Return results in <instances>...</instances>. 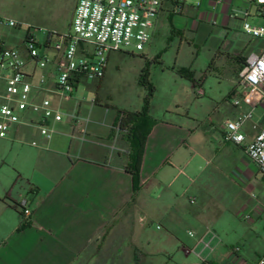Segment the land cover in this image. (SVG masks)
Listing matches in <instances>:
<instances>
[{
    "label": "crops",
    "instance_id": "1",
    "mask_svg": "<svg viewBox=\"0 0 264 264\" xmlns=\"http://www.w3.org/2000/svg\"><path fill=\"white\" fill-rule=\"evenodd\" d=\"M197 1L189 0L184 11L177 13L167 0L155 28L169 21L185 41L199 39L216 50L213 63L224 66L220 77L228 81L225 91L207 94L201 88L204 81L199 88L193 84L194 111L183 114L178 106L154 118L157 123L144 149L137 194L125 170L130 151L127 148L124 156L111 154L119 115L109 107L91 110L82 105L81 114L92 120L85 143L57 135L45 149H37L20 143L16 131L11 134L14 140L0 139V264H83L81 255L102 234L129 221L133 260L136 255L140 264H199L198 255L211 264H256L218 236L212 242L213 251H203L198 243L205 236L210 239L222 224L243 240L264 230V175L245 153L256 134L253 124L264 130V107L255 109L252 122L244 126L243 145L224 139L226 122L250 110L233 101L242 95L239 75L247 58L264 51V40L243 31L241 11L247 8L246 0H222L220 5L218 0H200L201 8H196ZM234 10L237 16L231 17ZM249 10V22L264 28V6L253 5ZM3 30L0 26V42L5 44ZM56 126L64 133L72 131L67 123ZM120 139L119 135L118 146ZM220 156L225 165L222 176L213 175L194 187ZM216 191L226 194L215 196ZM23 198L30 202L33 218L19 232L22 218L16 205ZM150 221L164 230L152 248L144 239ZM146 245L149 250L141 252Z\"/></svg>",
    "mask_w": 264,
    "mask_h": 264
},
{
    "label": "built area",
    "instance_id": "2",
    "mask_svg": "<svg viewBox=\"0 0 264 264\" xmlns=\"http://www.w3.org/2000/svg\"><path fill=\"white\" fill-rule=\"evenodd\" d=\"M166 1L79 0L71 32L66 34L36 29L0 16V26L7 29L27 27L22 48H8L0 42V139L14 140L11 134L16 131L20 143L37 149H45L57 135L88 142V126L92 120L80 110L83 104L91 110L96 106V96L86 98L88 87L105 78L111 54L145 50ZM171 1L177 13L183 12L189 2ZM222 3L218 0L216 5ZM246 3L247 8L241 11L243 31L252 38L264 40V28L249 22V8L264 6V0H246ZM195 6L201 8L202 2L198 0ZM237 13L234 10L231 17ZM38 33L44 36L43 42ZM239 85L242 95L233 105L244 104L250 110L226 122L224 139L241 146L246 140L244 126L252 122L255 109L264 107V51L249 55L240 72ZM120 121L121 118L113 127L116 135L110 146L111 154L126 153L117 145ZM61 123H67L72 131L64 133L56 126ZM252 128L256 134L245 146V153L264 175V130L257 124ZM16 207L22 224H30L33 218L30 202L23 198ZM189 236L194 238L195 234L189 232ZM211 236L208 240L206 236L199 240L203 251H213L212 242L217 235ZM198 257L199 264H211ZM256 264H264V254Z\"/></svg>",
    "mask_w": 264,
    "mask_h": 264
},
{
    "label": "rangeland",
    "instance_id": "3",
    "mask_svg": "<svg viewBox=\"0 0 264 264\" xmlns=\"http://www.w3.org/2000/svg\"><path fill=\"white\" fill-rule=\"evenodd\" d=\"M77 1L0 0V16L14 19L36 29L56 30L66 34L71 32ZM153 30L155 32L152 33L150 42L143 52L125 51L110 55L105 78L88 87L87 99L95 98L96 94L98 105L109 107L116 114L142 111L149 96V90L142 84V76L149 72L150 83L155 89L151 100V115L159 119L167 110H175L178 106L183 114L194 111L193 103L197 99L193 89L194 83L200 84L204 81L201 88L207 94L220 95L225 91L228 81L220 77L224 73L222 69L224 66L221 63L217 65L213 63L216 50L210 49L199 39L193 42L185 41L181 33L173 30L169 21L165 26H157ZM26 33V26L21 30L5 28L3 30L5 46L9 48L13 44H23ZM37 35L43 42L44 36L40 33ZM182 70L190 72L192 80L183 78ZM209 72H213V75H209ZM197 88H199L198 85ZM119 147L127 152V146L122 138ZM120 154L125 155L123 152ZM223 162V156H220L203 171L200 180H195L194 187H198L206 178L210 179L213 175L221 177L225 166ZM212 194L223 196L226 193L216 191ZM131 225L129 221L125 225H118L106 235L102 234L101 238L92 244L82 263L140 264L138 258L133 260L134 244L130 235ZM215 232L221 241L231 242L239 248L240 255L248 258L250 262L257 261L264 254V230L257 231V235L248 240H243L229 232L223 224L218 226ZM163 235L164 230H159L156 223L150 221L146 226L144 239L147 243H151L150 248H152L157 245ZM147 247V245L141 246V252L149 250ZM222 248L227 249L225 246ZM197 252L202 253V250ZM202 255L205 257L206 253L203 252Z\"/></svg>",
    "mask_w": 264,
    "mask_h": 264
},
{
    "label": "trees",
    "instance_id": "4",
    "mask_svg": "<svg viewBox=\"0 0 264 264\" xmlns=\"http://www.w3.org/2000/svg\"><path fill=\"white\" fill-rule=\"evenodd\" d=\"M182 77L192 80L191 73L187 70H182ZM150 74L146 72L142 76V84L147 87L149 90V96L146 100V105L142 111L139 112H119L120 121V136L127 146L130 154L127 155V163L125 170L128 174L132 176L133 179V189L134 194H137L141 189V180H140V170L144 155V149L148 136L151 134L153 127L157 123V120L154 119L151 115V100L154 97L155 89L150 83ZM197 83H194V86L197 87ZM96 96V94H95ZM96 106L98 105V100L96 99ZM118 118V119H119ZM30 224H21L18 228V231L21 232L28 228ZM91 246L84 251L80 259L89 253ZM134 259H137V256H134Z\"/></svg>",
    "mask_w": 264,
    "mask_h": 264
}]
</instances>
